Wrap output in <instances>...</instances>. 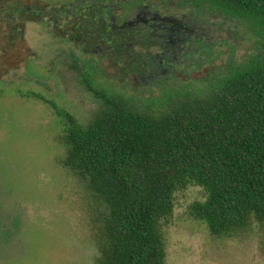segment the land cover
<instances>
[{"label":"trees","instance_id":"16d2710c","mask_svg":"<svg viewBox=\"0 0 264 264\" xmlns=\"http://www.w3.org/2000/svg\"><path fill=\"white\" fill-rule=\"evenodd\" d=\"M189 1L248 21L259 38L256 52L211 72L220 84L211 94L170 93L165 110L147 114L87 79L101 101L87 125L52 103L65 126L64 166L106 207L96 264H167L162 222L190 184L206 191L191 213L212 234L264 223V0Z\"/></svg>","mask_w":264,"mask_h":264},{"label":"rangeland","instance_id":"374dc122","mask_svg":"<svg viewBox=\"0 0 264 264\" xmlns=\"http://www.w3.org/2000/svg\"><path fill=\"white\" fill-rule=\"evenodd\" d=\"M121 1L124 6L125 0ZM154 2L178 16L186 11L174 0ZM205 19L236 37L230 46L235 45L237 60L259 47L256 27L248 21L216 12ZM34 25L38 43L32 37L26 41L40 57L24 53L17 69L0 80V264H96L106 207L83 179L64 166L65 126L52 103L81 124H89L101 101L88 87L85 72L95 87L125 97L139 112H162L167 108L165 95L148 82L139 85L137 76L103 59L94 62L92 72L74 45L63 44ZM48 43L53 46L46 48ZM227 52L215 57L216 72L226 73L231 61ZM88 59L95 60L84 58ZM196 66L188 70L190 77L203 73L204 67ZM219 85L199 82L178 93L205 96ZM206 197L205 189L195 184L176 191L174 211L161 227L167 264H264V223L254 221L234 237L214 235L191 213L192 204Z\"/></svg>","mask_w":264,"mask_h":264},{"label":"flooded vegetation","instance_id":"af4514ba","mask_svg":"<svg viewBox=\"0 0 264 264\" xmlns=\"http://www.w3.org/2000/svg\"><path fill=\"white\" fill-rule=\"evenodd\" d=\"M174 1L186 8L180 16L162 10L154 0H125L124 6L121 0H0V36L4 39L0 43V80L17 69L24 53L40 57L26 41L32 37L38 43L39 36L33 30L37 24L46 35L74 45L79 59L92 72L94 62L103 59L137 76L139 85L148 82L165 96L190 84L210 86L218 56L229 49L231 61L237 60L236 47L230 46L236 37L206 22V14L215 13L208 5ZM49 45L53 46L48 43L45 47ZM194 65L204 70L193 78L188 70ZM84 77L88 82L86 72Z\"/></svg>","mask_w":264,"mask_h":264}]
</instances>
